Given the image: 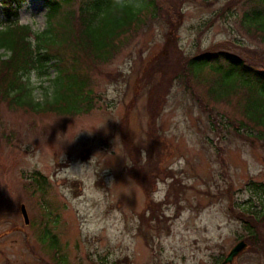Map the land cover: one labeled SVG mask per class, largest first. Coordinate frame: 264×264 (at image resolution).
<instances>
[{
  "label": "rangeland",
  "instance_id": "obj_1",
  "mask_svg": "<svg viewBox=\"0 0 264 264\" xmlns=\"http://www.w3.org/2000/svg\"><path fill=\"white\" fill-rule=\"evenodd\" d=\"M81 1L64 8L77 10ZM247 1L158 0L156 16L121 36L110 60L82 53L89 112L18 107L0 95V229L24 226L3 238L0 264H57L56 248L67 264H219L240 241L244 248L222 264H264V222L256 223L255 241L239 215L257 203L247 186L264 181V141L237 133L239 96H210V69L202 78L185 69L186 58L206 51L264 62V46L238 18ZM4 12L0 0V26ZM19 22L43 30V1L24 0ZM56 75V67L48 77L29 74L35 101L51 99ZM35 171L46 177L43 190ZM175 178L184 185L178 198ZM45 232L57 247L41 242Z\"/></svg>",
  "mask_w": 264,
  "mask_h": 264
},
{
  "label": "trees",
  "instance_id": "obj_2",
  "mask_svg": "<svg viewBox=\"0 0 264 264\" xmlns=\"http://www.w3.org/2000/svg\"><path fill=\"white\" fill-rule=\"evenodd\" d=\"M23 1L3 0L6 21L0 26V95L10 105L63 113L89 112L92 107L93 90L88 87L89 77L78 69L81 54L88 53L98 62H107L117 52L116 41L145 23L148 16L154 18L159 8L158 0H82L77 10L64 8L73 5L74 0H42L47 7V23L43 30L36 31L31 25L19 22V7ZM240 9L242 15L236 16L240 25L264 46V0H248L240 4ZM246 43V39L237 40V46L241 48L247 49ZM185 61V69L198 77L201 73L200 78L204 69L212 71L207 77L211 81L209 94L215 100L239 96L237 104L244 116L239 120L242 132L237 133L247 139L256 137L264 141V62L255 65L249 56L227 50L201 52ZM53 67H56L57 75L51 79L52 97L37 103L32 87L26 83L27 77L32 72L48 77ZM130 145L133 149L134 145ZM132 171L141 181L149 180L150 175L144 169ZM39 173L34 172L33 180L43 190L46 177ZM176 178L170 185L174 197L178 198L184 185H176L179 182ZM247 189L257 203L252 201L242 207L239 215L248 236L257 241L256 223L264 222V181H250ZM159 216H162L161 212H158ZM47 235L46 232L39 235L41 242L51 240L50 244L57 247L56 235L51 232ZM54 258L57 264H67V255L58 248ZM225 258L221 257L217 263L222 264Z\"/></svg>",
  "mask_w": 264,
  "mask_h": 264
},
{
  "label": "water",
  "instance_id": "obj_3",
  "mask_svg": "<svg viewBox=\"0 0 264 264\" xmlns=\"http://www.w3.org/2000/svg\"><path fill=\"white\" fill-rule=\"evenodd\" d=\"M21 213L22 216L24 218V222L25 224H29L30 223V217L26 208L25 204L21 205ZM245 246V242L244 241H240L239 243H237L229 252V254L227 255L225 262L231 261L235 255H237Z\"/></svg>",
  "mask_w": 264,
  "mask_h": 264
},
{
  "label": "flooded vegetation",
  "instance_id": "obj_4",
  "mask_svg": "<svg viewBox=\"0 0 264 264\" xmlns=\"http://www.w3.org/2000/svg\"><path fill=\"white\" fill-rule=\"evenodd\" d=\"M2 224L3 223L1 221L0 222V226ZM25 225H29V224H25ZM15 230H17V231L24 230V226H20L19 224H16L15 226L9 227L7 229H5V228L0 229V243L3 242V238L4 237H8V235H10L13 231L15 232ZM8 241L11 242V243H15L16 242V240L15 239H12V238H9ZM30 249L33 250V247H30Z\"/></svg>",
  "mask_w": 264,
  "mask_h": 264
},
{
  "label": "clouds",
  "instance_id": "obj_5",
  "mask_svg": "<svg viewBox=\"0 0 264 264\" xmlns=\"http://www.w3.org/2000/svg\"><path fill=\"white\" fill-rule=\"evenodd\" d=\"M26 83H28L30 87H36L37 86V81H35V80L27 79ZM37 103H38V101H37ZM81 129L87 130L86 128H81Z\"/></svg>",
  "mask_w": 264,
  "mask_h": 264
},
{
  "label": "bare ground",
  "instance_id": "obj_6",
  "mask_svg": "<svg viewBox=\"0 0 264 264\" xmlns=\"http://www.w3.org/2000/svg\"><path fill=\"white\" fill-rule=\"evenodd\" d=\"M22 204H25V203H22ZM22 204H21V205H22ZM25 205H26V204H25ZM26 208H27V207H26ZM27 211H28V209H27ZM28 214H29V213H28ZM29 217H30V216H29ZM24 224H25V222H24ZM226 257H227V256H226ZM225 259H226V258H225ZM224 261H225V260H224Z\"/></svg>",
  "mask_w": 264,
  "mask_h": 264
}]
</instances>
